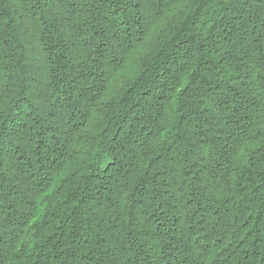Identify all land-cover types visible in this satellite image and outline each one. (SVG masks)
<instances>
[{
	"label": "trees",
	"instance_id": "trees-1",
	"mask_svg": "<svg viewBox=\"0 0 264 264\" xmlns=\"http://www.w3.org/2000/svg\"><path fill=\"white\" fill-rule=\"evenodd\" d=\"M0 264H264V0H0Z\"/></svg>",
	"mask_w": 264,
	"mask_h": 264
},
{
	"label": "snow or ice",
	"instance_id": "snow-or-ice-1",
	"mask_svg": "<svg viewBox=\"0 0 264 264\" xmlns=\"http://www.w3.org/2000/svg\"><path fill=\"white\" fill-rule=\"evenodd\" d=\"M4 135V133L2 131H0V137H2Z\"/></svg>",
	"mask_w": 264,
	"mask_h": 264
}]
</instances>
